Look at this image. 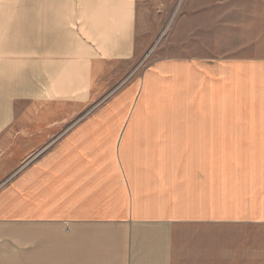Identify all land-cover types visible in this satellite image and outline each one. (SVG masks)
I'll list each match as a JSON object with an SVG mask.
<instances>
[{
	"label": "crops",
	"instance_id": "0c3cea01",
	"mask_svg": "<svg viewBox=\"0 0 264 264\" xmlns=\"http://www.w3.org/2000/svg\"><path fill=\"white\" fill-rule=\"evenodd\" d=\"M29 3L0 24V264H264V56L220 54L208 4L196 58L133 76L142 0Z\"/></svg>",
	"mask_w": 264,
	"mask_h": 264
},
{
	"label": "rangeland",
	"instance_id": "374dc122",
	"mask_svg": "<svg viewBox=\"0 0 264 264\" xmlns=\"http://www.w3.org/2000/svg\"><path fill=\"white\" fill-rule=\"evenodd\" d=\"M22 1L0 0V24L4 25L8 19L14 17L12 13L22 11ZM34 1L36 0H29L30 3L27 4L32 10L37 6ZM142 2L143 34L138 37V41L142 45L143 57L136 70L131 72L133 76H139L143 68L158 57L196 58L200 53L198 24L204 22L199 21L198 14L208 11L205 9L208 4L211 7V16L214 18L216 13L219 22L215 37L217 42L213 47L218 48L220 54L264 56V0H142ZM205 39L207 43L208 37ZM233 50L238 53L232 52ZM113 68V73L117 75L129 70L126 63H108L107 70ZM115 86L116 84L112 85L111 89ZM96 87L100 90L99 85ZM27 109L25 103L17 106V123L46 121V110L39 115L35 113L22 116L21 113ZM7 146L8 143L0 142V154Z\"/></svg>",
	"mask_w": 264,
	"mask_h": 264
},
{
	"label": "water",
	"instance_id": "95a60500",
	"mask_svg": "<svg viewBox=\"0 0 264 264\" xmlns=\"http://www.w3.org/2000/svg\"><path fill=\"white\" fill-rule=\"evenodd\" d=\"M149 54V53H148Z\"/></svg>",
	"mask_w": 264,
	"mask_h": 264
}]
</instances>
